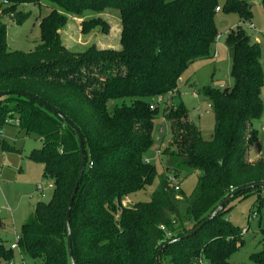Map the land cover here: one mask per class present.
I'll return each instance as SVG.
<instances>
[{"label":"trees","instance_id":"1","mask_svg":"<svg viewBox=\"0 0 264 264\" xmlns=\"http://www.w3.org/2000/svg\"><path fill=\"white\" fill-rule=\"evenodd\" d=\"M2 1L14 6L40 0ZM45 1L50 6L38 20L39 42L29 51L7 49L6 24L0 21V92L12 91L0 97V130L11 124L40 139L41 147L29 156L42 165L43 176L53 186L49 200L37 201L20 225L21 258H30L32 264H71L65 212L80 153L69 125L46 106L14 91L57 110L81 134L86 162L70 211L75 264H156V252L166 242L159 264H166L165 256L171 254V264L199 260L229 264L241 231L219 218L227 204L196 232L185 235L234 191L264 184V159L248 157L264 107L259 43L240 25L227 33L232 84L199 90L212 106L210 138L201 135L182 104L164 107L162 120L170 140L158 150L163 167L158 185L149 201L122 207L123 198L144 189L155 175L154 167L143 161L154 140L157 105L151 109L150 104L158 95L178 91L180 76L191 62L214 55L215 0ZM261 4L264 8V0ZM225 7L242 23L250 21L248 1L226 0ZM108 8L115 9L120 19V49L90 45L73 53L62 44L59 32L67 15L82 17ZM22 21L19 18L16 24ZM93 22L82 21L81 31L87 33ZM8 147L0 141V151ZM191 173L197 178L188 196L180 188L173 190V181ZM252 192L257 194V208L264 206V188L239 194ZM178 204L184 205L183 218ZM183 219L194 223L190 229ZM261 232L256 264H264V220ZM13 250L0 242V264L12 260Z\"/></svg>","mask_w":264,"mask_h":264},{"label":"rangeland","instance_id":"2","mask_svg":"<svg viewBox=\"0 0 264 264\" xmlns=\"http://www.w3.org/2000/svg\"><path fill=\"white\" fill-rule=\"evenodd\" d=\"M250 3V21L242 23L236 12L228 11L226 0H215L220 9L215 12L214 22L219 38L214 45V55L211 58L198 59L191 62L182 72L177 84L178 91L162 96L156 106L154 119L153 143L147 149L144 159L154 167L155 175L144 189L138 190L121 201L122 207L131 206L137 202H147L150 194L158 185V175L162 173V161L158 156L160 146L166 147L170 140L169 128L162 120V111L165 105L182 104L189 119L200 129L201 135L208 139L213 130V111L211 102L199 92L204 86L219 87L230 86L231 63L225 48L227 33L237 25L243 27L250 37L259 43L260 60L264 70V8L261 0H245ZM45 0L36 3L17 4L0 2V21L6 24V46L9 50L29 51L39 42L38 20L48 13ZM23 21L16 24L18 19ZM65 25L60 29L62 44L73 53L83 52L88 46L94 45L98 50L121 48L119 35L121 24L115 9H105L101 13L85 12L82 17L67 15ZM104 22L96 25L93 22L87 33L81 31L82 21ZM264 105V85L260 91ZM155 103V99L152 101ZM208 105L210 107H208ZM207 111V112H206ZM16 118V116H14ZM16 121V120H15ZM257 139L248 147L250 159H264V107L261 117L256 121ZM4 140L9 149L0 151V242L9 246L15 241L20 231V224L26 216L33 211L37 201H48L51 191L43 187V194L36 189L37 184L51 182L42 174V165L34 161L29 153L32 149L41 147V141L36 136H27L25 132L15 125L6 124L0 130V141ZM196 173L179 179V188L183 195L188 196L196 183ZM255 192L239 194L233 197L221 212L219 218L227 219L233 226L241 231V240L236 242L228 257L229 264H256L255 253L262 247V228L264 220V206L257 208ZM181 217H184V205L178 204ZM187 229L194 223L183 219ZM177 227V225H175ZM177 228L175 229V231ZM240 244V245H239ZM239 245V247H237ZM173 255H166V264ZM11 264H32L28 257L19 255L13 250ZM173 264V263H172Z\"/></svg>","mask_w":264,"mask_h":264},{"label":"water","instance_id":"3","mask_svg":"<svg viewBox=\"0 0 264 264\" xmlns=\"http://www.w3.org/2000/svg\"><path fill=\"white\" fill-rule=\"evenodd\" d=\"M12 91H1L0 92V97L5 96L7 94H10ZM15 93L25 96L29 99H32L34 101H36V103L46 106L47 109H49L53 114L57 115L64 123H66L67 125H69L75 132L76 137H77V141H78V146H79V153H80V167H79V172H78V176L77 179L75 181V184L73 186V189L71 191L68 203H67V207H66V212H65V227H66V232H67V251H68V255H69V259L71 264H75L74 262V257H73V253H72V245H71V228H70V211H71V207H72V202L73 199L75 197L77 188L79 186V183L81 181L82 178V174L85 168V153H84V146H83V141L81 138V134L78 131V129L67 119L65 118L61 113H59L57 110L55 109H51L49 106L45 105L43 102H41L40 100L32 97L31 95L25 93V92H21V91H14ZM253 188H264V184H254V185H249L246 186L244 188H241L239 190L234 191L233 193H231L228 197H226L225 199H223L218 206L213 210V212L204 220L202 221L200 224H198L197 226H195L193 229H191L186 235L185 237H187L188 235H191L192 233L196 232L203 224H205L207 221L211 220L213 218V216H215L217 214L218 211H220L233 197H235L236 195H238L240 192H244ZM169 244V242L163 243L159 249L156 252L155 255V262L156 264H159V255L160 252L163 250L164 247H166Z\"/></svg>","mask_w":264,"mask_h":264},{"label":"built area","instance_id":"4","mask_svg":"<svg viewBox=\"0 0 264 264\" xmlns=\"http://www.w3.org/2000/svg\"><path fill=\"white\" fill-rule=\"evenodd\" d=\"M220 9L218 8V7H215V11L217 12V11H219ZM217 38H219V36H218V34H217V37H216V39ZM220 88H224V87H226V86H223V85H220L219 86ZM162 100V96H160V95H158V96H156L155 97V103H151L150 104V108L151 109H153L156 105H158V103L160 102ZM208 107H210L209 105H208ZM207 112V111H206ZM143 161L144 162H148L147 160H145L144 158H143ZM172 188H173V190H175V191H177L178 189H179V184H178V182H176V181H173V183L170 185ZM43 187H45V189H48V190H52V188H53V186H52V183L51 182H48L47 184H45V183H39V184H37V186H36V189L40 192V194H41V196H44V194H43ZM17 239H18V235H16L15 236V241L13 242V243H11L10 244V248L11 249H18V247H17ZM12 263V260H10L9 261V263L8 264H11ZM198 264H203V262L201 261V260H199L198 261Z\"/></svg>","mask_w":264,"mask_h":264},{"label":"crops","instance_id":"5","mask_svg":"<svg viewBox=\"0 0 264 264\" xmlns=\"http://www.w3.org/2000/svg\"><path fill=\"white\" fill-rule=\"evenodd\" d=\"M60 35H61V33H60ZM119 43H120V35H119ZM224 45H225V44H224ZM225 48H226V47H225ZM102 49H109V48H102ZM226 51H227V49H226ZM227 55H228V54H227ZM260 61H261V60H260ZM261 64H262V62H261ZM262 66H263V65H262ZM165 106H166V105H165ZM187 115H188V114H187ZM188 119H189V117H188ZM189 120H190V119H189ZM190 121H191V120H190ZM199 130H200V129H199ZM258 159H259V158H258ZM249 160H250V161H255V160H257V159H250V158H249ZM2 221H3V219H2ZM23 221H24V220H23ZM23 221H22V222H23ZM22 222H21V223H22ZM20 225H21V224H20Z\"/></svg>","mask_w":264,"mask_h":264}]
</instances>
